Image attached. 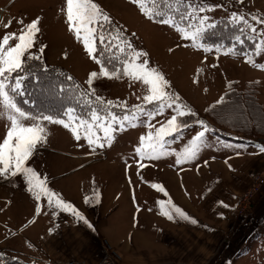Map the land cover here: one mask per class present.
Listing matches in <instances>:
<instances>
[{"label": "rangeland", "instance_id": "obj_1", "mask_svg": "<svg viewBox=\"0 0 264 264\" xmlns=\"http://www.w3.org/2000/svg\"><path fill=\"white\" fill-rule=\"evenodd\" d=\"M176 1L186 3L187 11H183L182 15H185L188 18L186 21H190L191 24L181 26L173 22L169 15L161 20H167L169 23L159 21L153 24L143 14L150 17L152 12L148 9L149 4H153L155 0H140V3L122 0L126 3V11L120 10V12L101 8L105 15L115 20L117 26L111 20L105 22L103 17L94 26L89 25L94 27L92 43L95 45L96 38L95 48L98 55L103 54L101 55L107 62L105 66L110 71L116 69L119 71L115 76H100L101 65L98 64V69L96 66L92 67L93 59L89 57L84 47L83 32L78 38L77 33L69 28L67 0H0L2 50L6 52L20 43L19 36L26 33V25L33 19H38L40 31L33 35L32 46L21 57L22 64L29 59V56L39 57L41 48L45 53L55 56L58 47H66L61 51V57L69 65L73 63L72 61L76 62L78 72L75 76H78L79 82L64 70L78 82L83 90V94L78 95L67 76L64 78L65 82L71 86L64 83L62 85L66 88L60 87L64 92L58 95L59 102L55 112L50 114L43 111L41 117L27 113L21 117L14 109L5 108L4 101L0 100V143L3 142L12 126L9 117L15 118L24 127L39 125L44 129L43 143L38 144L34 154L25 162V167L33 168L38 181L44 182L50 194H53L54 185L70 184L72 181L90 178L98 181H126L128 194L133 196L159 194V197H162L169 193L166 185L160 181L163 176L165 179L168 164L183 166L191 162L199 165L201 161L202 165L204 161L214 158L215 155L221 156L224 161H229L231 158L232 164L228 170L230 176L224 177L223 183L214 185L210 181L206 186L195 190L197 185H193L190 181L189 193L196 195L202 193L204 188L206 189V215L214 214V211L218 213L222 211L223 214L228 215L233 213V219L231 217L228 223L223 225L224 227L229 225L228 228L238 232L234 236L230 234V237L228 233V240L235 245L234 241H240L239 245H242L239 246L240 255L235 264H264V185L250 199V206H247L246 212L241 215L235 214L240 195L251 186L254 177L264 169V151H261V148H264V108L258 101L264 94V86L254 83L238 87V84L232 83V87L228 86L225 90L226 92L228 88L232 89L231 97L227 101L224 100V92L220 99L209 104L205 111L201 109V102L204 100L200 99L197 89L199 79L203 80L206 76L212 75L208 72V68L214 67L221 71V69L232 67L233 62L222 59L219 54L205 55L199 39L200 32L207 29L208 25L227 19L231 24L239 25L247 35L264 40V23L253 19L255 16L264 18V0ZM142 7L146 12L141 10ZM191 33H198L195 42L191 38ZM101 34L104 37L103 42L100 40ZM5 37L8 38L6 41ZM129 44L131 49L128 47ZM207 47L211 53L218 49L211 45ZM134 52L141 53L140 56L135 57V63L143 64L147 60V69H155L166 81L163 89L165 94L178 99L163 100V107H161V101H144L145 96L151 95L150 86L144 84L142 80H133L123 74L124 62H132ZM222 53L224 58L228 57L231 54L230 48L223 49ZM245 54L237 59L254 63V58L250 57L252 50ZM95 58L98 59L96 56ZM32 60L41 62L44 68L52 66L46 64L41 57ZM18 71L12 73L6 71L3 76H0L5 83L6 96H8L6 91L8 88L15 92L20 91L15 88L16 78L21 76L23 79L25 74ZM88 71L98 73L97 77L93 78L92 85L86 81ZM242 73L243 71H240V75ZM189 74L190 76L192 74L191 78L195 77L197 84L195 90L187 89ZM213 76L215 78L217 75ZM68 97L70 104L66 105L63 101ZM97 97H100L103 103L98 101ZM108 100L113 101L110 108L107 106ZM136 105H141L147 112H152L151 118L141 114L138 119H134ZM177 108L185 115H179ZM20 111L23 112L21 109ZM109 111L113 116L118 117V121L125 115L129 117V120L124 122L123 128L118 121L112 123V116L108 115ZM56 113L61 117L53 115ZM94 114L98 119H94ZM44 116L63 120L65 123H70L71 127L66 128L63 124L44 120ZM173 117H175L174 123L180 125V129L179 134L173 133L164 138V151L167 154L161 155L156 160L138 155L135 152L137 147L142 148L143 151H150L149 133L155 135L156 129L165 125ZM190 127L195 133L204 132L201 144L195 159L177 164V157L193 147L191 141L197 136V134L194 136L192 131L185 133V130ZM105 128H109V135L112 138L110 143L105 139ZM86 129L91 132L96 144L89 146L85 138L88 134ZM206 134L217 137L223 143L219 145L217 141L216 144H212L210 143L212 138L205 143ZM76 135H79V140L76 139ZM142 136L143 144L140 141ZM97 144H102L103 147H97ZM206 157H208L207 160ZM2 167L4 166L0 165V168ZM153 185H159V187H153ZM183 188L186 190L188 187ZM3 198L10 200L6 208L0 211V221L3 220L4 226L11 229L18 226L27 228L39 221L45 196L37 200L35 195L28 191L22 174L17 173L15 177L7 171L0 174V209L5 204ZM18 198L21 200L26 198V200L19 201L20 209L15 221L12 222L11 213L15 200ZM37 204L41 207L39 213L36 212ZM203 219L201 222L208 227L215 225V220H210L208 216ZM103 241L109 247L108 249L118 255L119 263L125 264L120 253L106 239ZM218 242L213 244L217 247L216 252L221 248V244L225 245V238L223 243ZM14 247L13 245L8 248L5 243L0 242V264H17L15 260L22 262L17 257L18 254L13 251ZM70 260L93 261L90 258ZM173 264L189 263L177 261Z\"/></svg>", "mask_w": 264, "mask_h": 264}, {"label": "crops", "instance_id": "obj_2", "mask_svg": "<svg viewBox=\"0 0 264 264\" xmlns=\"http://www.w3.org/2000/svg\"><path fill=\"white\" fill-rule=\"evenodd\" d=\"M91 2L97 4L99 9H114L119 12L126 9V3L122 0H91ZM143 15L153 24H157L147 15ZM108 17L116 24L111 16L108 15ZM262 41L264 40L256 37L250 56L254 58V63L239 61L238 56L232 54H230L231 57L228 55L224 58L221 50H214V53L204 51L205 55L219 54L222 59L233 62L232 67L221 69V71L210 67L208 72L212 75L206 76L203 80L199 79L197 89L200 99L204 100L201 102L202 111H205L209 104L219 100L231 83L238 84V87L254 83L264 86V69L259 66L264 65ZM64 49L66 47H58L55 56L43 50L41 51L43 54L40 53L38 56L48 65L65 69L79 82L80 79L75 76L78 72L76 62L72 61L73 63L69 65L61 57V51ZM90 58L93 59V57ZM93 66L99 68L96 59L92 61ZM240 71H243L241 75ZM91 72L88 71L86 81ZM213 75L217 76L213 78ZM191 76L189 74L187 89L195 90L196 80L194 76L192 78ZM188 101L193 104L192 101ZM258 101L264 108V94ZM192 130L190 127L185 130V133H190ZM192 132L196 136L197 133ZM211 136L213 135L204 136L205 143L210 138H212L210 139L212 144H216L217 141L219 145L223 143L217 137ZM231 160L230 158L229 161H224L221 156L215 155L214 158L204 161L202 165L201 161L199 165L191 162L183 166L168 164L165 179L163 176L160 181L166 185L169 193L162 197H159V194L130 195L126 189V181L121 180L98 181L88 178L72 181L70 184L59 183L54 185L53 194L51 193L52 205L49 206L47 197L43 199V212L35 225L11 229L4 226L3 220L0 221V242L5 243L8 248L14 245L16 248L14 247L13 251L25 264H62L67 260L79 258H90L95 261L104 254L103 239H106L120 253L125 264H173L177 261L189 264H235L240 255L239 246L242 245H239L240 241H234L235 245L228 240V233L230 237V234L234 236L238 232L228 228L229 225L226 227L223 225L228 223L231 217L233 219V213L228 215L223 214L222 211L219 213L214 211V214L206 215V189L204 188L200 194L194 193L196 195L189 193L190 181L193 185H197L195 190L206 186L210 181L214 185L223 183L224 177L230 176L228 170L232 164ZM208 175L209 178H207ZM186 186L187 191L183 188ZM2 200L5 204L0 211L10 203L8 198ZM25 200L26 198L15 200L11 213L12 222L15 221L19 212V201ZM57 201L71 203L84 216L87 223L56 207ZM173 206L179 208L187 219L172 211L173 219L169 220L163 213L169 212ZM207 216L210 220H215V225L208 227L201 222ZM193 220L195 223L192 222ZM224 238L225 245L221 244ZM217 242L222 246L220 245L221 248L216 252L217 247L213 244Z\"/></svg>", "mask_w": 264, "mask_h": 264}, {"label": "snow or ice", "instance_id": "obj_3", "mask_svg": "<svg viewBox=\"0 0 264 264\" xmlns=\"http://www.w3.org/2000/svg\"><path fill=\"white\" fill-rule=\"evenodd\" d=\"M134 3H140V0H133ZM142 11H145L143 7L141 8ZM156 13L155 15H158ZM103 17L105 22L109 21V17L105 15L97 6V4L92 3L91 0H67V20L69 22L70 30H74L78 38H80L79 34L83 32V41L84 47L87 51V54L93 59L94 57V45L92 43V33L94 31V27H89V25H95L100 18ZM150 19H153L154 16H150ZM259 23H264V18H259L258 16L253 17ZM162 23H169V21L164 20L161 21ZM209 27H213L214 25H208ZM102 27V25H101ZM26 33L21 34L19 36L20 43H17L14 48L9 49L8 51H3V45H0V76L7 71L8 73L16 72L21 68L22 60L21 57L25 54V51L30 48L33 44V35L40 31L38 28V19H33L31 23L26 25ZM255 31V29L253 30ZM191 38L193 42L196 41L198 38V33H191ZM8 38L5 37V41ZM101 42H103L104 37L103 34L100 36ZM264 43V41H262ZM129 49H131V45H128ZM203 47L204 51H208L209 48L207 46ZM259 47V46H258ZM219 50V49H217ZM43 51V48H41ZM141 53L134 52L132 57V62H124L123 67V74L128 76L130 79L133 80H142L144 84L149 85V91L151 95L145 96V102L151 101H161V107H163V100L170 99L176 100V97L167 96L164 92V86L166 85V81L163 77L156 72L155 69H147L148 61L145 60L143 64H136L135 57L140 56ZM29 59H40V57L29 56ZM96 63L100 64L99 75L100 76H115V71H110L107 68L102 60L96 59ZM260 67L264 68V65H259ZM98 73L92 71L88 76V84H93V78L97 77ZM21 76H17L16 78V85L15 88L21 89ZM0 100L4 101L5 108L14 109L16 112L19 113L21 117L25 115L24 112H21L19 108L16 107L15 103L9 100L6 96L5 92V83L3 79H0ZM97 100L103 103L100 97H97ZM27 103V102H25ZM113 105L112 100L107 101V106L110 108ZM171 107V105H169ZM136 109V115H134V119H138L139 115H147L149 118L153 115L152 112H147L141 105L134 106ZM71 111V110H69ZM179 112V108H177ZM109 116H112V123H116L118 121V117L113 116L112 113L109 111ZM179 115H185L184 112H179ZM12 122L11 128L7 132V136L3 139V142L0 143V165L4 167L0 168V174L5 173L7 171L11 174L12 177H15L17 173L23 175L24 181L28 186V191L32 192L36 199L39 200L41 196L47 197L49 206L52 205V195L49 191L45 188L43 181H38L37 174L31 167H25V162L29 160L30 156L34 154V150L37 148L38 144L43 143V132L44 129L41 128L39 125L33 127H24L20 124L15 118L9 117ZM44 120L52 121L55 124H63L64 127L68 128L71 127L70 123H65L63 120H56L50 116H44ZM94 119H98V117L94 114ZM129 117L125 115L122 120H119V124L121 128L124 127V122L128 121ZM175 117L168 120L165 125H162L155 131V135L151 132L149 133L148 140H149V147L150 151H143L142 148L137 147L135 152L140 156H148L153 160L159 159L161 155H166L167 153L164 151V143L165 137L172 135L173 133L179 134L180 125L174 123ZM135 126V125H133ZM203 126V125H202ZM109 128H111V124H109ZM109 128H105V139L111 142V136L109 135ZM206 130V129H205ZM88 134L86 135V139L88 140L89 146L96 144V141L92 138L91 132L86 129ZM75 135V130L74 133ZM204 132L197 133V136L193 138L191 144L193 145L192 148L185 151L182 156H178L176 159L177 164H182L185 161H190L195 159L197 154V149L201 144V138L203 137ZM76 139L79 140V135H76ZM141 144L144 142V137L140 138ZM97 147H103L102 144H97ZM261 151H264V148H261ZM153 187H159V185H153ZM162 191V189H161ZM85 202H88V198H85ZM56 207L60 208L62 211L68 212L73 217L79 220H83L87 223L84 216L73 207L71 203H64L63 201H57ZM41 211V207L39 204L36 205V212L39 213ZM174 211L180 217L187 219L185 214L175 206L169 212L163 213L168 217L169 220L173 219L171 212ZM55 215V212H53ZM195 223V221H192ZM51 231V230H50Z\"/></svg>", "mask_w": 264, "mask_h": 264}, {"label": "trees", "instance_id": "obj_4", "mask_svg": "<svg viewBox=\"0 0 264 264\" xmlns=\"http://www.w3.org/2000/svg\"><path fill=\"white\" fill-rule=\"evenodd\" d=\"M187 8L186 3L183 1L155 0L153 4H149L148 9L152 12L151 14L149 13V16H154L152 19L153 21L159 22L165 16L169 15L173 19V22L182 26L191 24L190 21H186L188 18L182 15L183 11H187ZM156 13L159 14L155 15ZM181 17L183 21L180 19ZM213 25V27H208L202 33L200 32L199 39L202 45L216 46L221 51L225 48H230V53L238 57L253 49L256 38L244 33L239 25L231 24L227 19H221ZM94 44V55L102 60L104 65L107 64L105 58L102 57L103 54H97L95 48L96 38ZM21 71L22 74H25V77L21 80L20 91L15 92L11 88L6 89V91L9 100L15 103L16 107L21 109L24 113L41 117L43 116V111L49 113L55 112L59 102L58 95L64 92L61 88H66L65 85H70L65 82L64 78H67V76L69 77V81H71L70 83L76 88L77 94H83V90L80 88L78 82L72 79L61 67L50 66L44 68L42 63L38 60L28 59L24 61L18 72ZM64 83L65 85H62ZM228 86L232 87V83ZM57 88H59L60 91ZM232 93V89L228 88L223 95V99L227 101ZM63 102H65L66 105L70 104V98L68 97V99ZM53 115L61 117V115L57 113ZM15 261L17 264H25L18 260Z\"/></svg>", "mask_w": 264, "mask_h": 264}, {"label": "built area", "instance_id": "obj_5", "mask_svg": "<svg viewBox=\"0 0 264 264\" xmlns=\"http://www.w3.org/2000/svg\"><path fill=\"white\" fill-rule=\"evenodd\" d=\"M263 185L264 169L254 177L251 186L240 195L238 203L235 207L236 215H241L246 212L247 206H250V199L261 189ZM108 248L109 247L105 244L103 256L96 261L88 262L85 260H67L63 264H120L118 261V255Z\"/></svg>", "mask_w": 264, "mask_h": 264}]
</instances>
